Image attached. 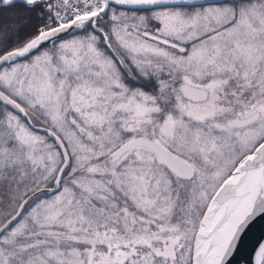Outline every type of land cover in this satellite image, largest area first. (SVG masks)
Wrapping results in <instances>:
<instances>
[{
	"label": "snow or ice",
	"instance_id": "1",
	"mask_svg": "<svg viewBox=\"0 0 264 264\" xmlns=\"http://www.w3.org/2000/svg\"><path fill=\"white\" fill-rule=\"evenodd\" d=\"M261 222L264 0H0V264H233Z\"/></svg>",
	"mask_w": 264,
	"mask_h": 264
},
{
	"label": "water",
	"instance_id": "2",
	"mask_svg": "<svg viewBox=\"0 0 264 264\" xmlns=\"http://www.w3.org/2000/svg\"><path fill=\"white\" fill-rule=\"evenodd\" d=\"M264 235V222H261L256 228L252 230L247 238L245 247L241 250L240 254L234 259L233 264H246V260L249 256V250L255 243L256 239Z\"/></svg>",
	"mask_w": 264,
	"mask_h": 264
}]
</instances>
